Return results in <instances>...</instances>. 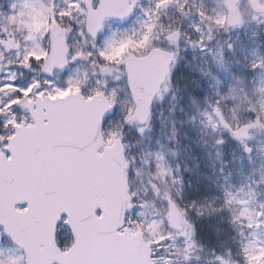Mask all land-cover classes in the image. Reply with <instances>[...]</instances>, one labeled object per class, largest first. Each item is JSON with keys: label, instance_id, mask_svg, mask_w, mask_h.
<instances>
[{"label": "snow or ice", "instance_id": "6c2138e0", "mask_svg": "<svg viewBox=\"0 0 264 264\" xmlns=\"http://www.w3.org/2000/svg\"><path fill=\"white\" fill-rule=\"evenodd\" d=\"M136 3L99 0L93 5L88 0L87 12L78 0H69L58 11L53 7L50 22L36 25L45 33L51 31V47L26 51L20 66L31 69L35 62L50 76L54 68L70 61L89 60L93 76L116 72L117 79L126 78L133 103L124 122L146 120L152 97L168 76L176 53L153 44L156 25L151 16L139 34L105 40L103 46L95 43L107 17L123 19ZM169 3L156 0L155 8ZM74 9L84 17L76 23L85 47L69 52L63 39L57 42V31H63L60 21L75 18ZM257 11L254 19L264 16V6ZM215 23L223 26L232 21L224 18ZM179 35L172 31L167 39L175 44ZM89 40L92 51L86 50ZM196 45L206 47L203 37ZM147 69L150 76L145 75ZM118 102L117 89H109L108 81L100 78L87 94L79 77H69L63 87L35 77L21 86L15 74L0 83V244L11 245L0 247V264H155L158 258L149 259L144 244L143 214L136 219L129 215L137 196L126 187L130 164L123 155L122 138L116 131L103 130L105 113ZM216 103L214 111L220 116V101ZM220 123L233 136L241 135L242 129L233 131L222 117ZM212 126L215 130L218 125ZM164 239L158 236L149 244L158 250ZM132 244L139 246V255L129 254ZM244 251L245 264L264 261V248L255 254Z\"/></svg>", "mask_w": 264, "mask_h": 264}, {"label": "rangeland", "instance_id": "374dc122", "mask_svg": "<svg viewBox=\"0 0 264 264\" xmlns=\"http://www.w3.org/2000/svg\"><path fill=\"white\" fill-rule=\"evenodd\" d=\"M258 1L264 4V0ZM220 2L221 0H179L177 3V0H170L166 7L156 10V0H144L133 16L130 28L131 34H139L151 16L156 25L154 40L160 32L168 31L179 23L183 35L175 45L174 51L181 50L176 53L178 58L175 66L179 65L184 54H197L204 60L201 68L196 71L205 83L209 82L214 95L206 90V100L189 103L193 114L198 117L195 128L190 134L178 130L173 142H177V148L193 144L191 149L198 150V163L190 166V170L200 167L202 173L199 177L214 190V198L217 199L210 205L214 211L222 210L225 215L224 219H218L219 223L227 222L230 225L231 258L227 264L236 263L238 256L241 258L240 264H245V249L249 254H255L260 248H264V215H260L264 213V41L260 38L264 35V22H261L264 21V16L254 19L258 15L250 10L247 0H242L238 5L242 16L241 25L226 31L228 29H225V24L220 26L215 23L217 19L226 18ZM179 5H183V8ZM184 9L191 14L182 22ZM145 11L149 15H145ZM153 12L156 13L155 16H152ZM2 14L3 8H0V33L5 29L0 40L9 42L11 47L6 51L0 43V83L6 82L7 76L15 74L16 83L26 86L34 77L37 78L40 65L33 62L31 69L24 68L20 66L21 59L26 51L45 46L47 48V41L41 42L36 37L41 35L42 38L44 32L36 25H43L46 19L43 17L40 20L42 14L31 0H6L4 20ZM159 19L166 23L163 28L157 25L160 23ZM201 37L206 45L203 50L196 45ZM113 38L112 34L106 40ZM97 45L103 46L100 42ZM222 53H228L230 60L226 62L222 57L216 58ZM93 71L94 67L89 60L78 59L70 61L69 66L58 72L53 81L63 87L69 77H79L83 83V91L87 94L96 86L97 78L107 80L109 89L115 87L118 95H121L119 101H123V104H116L113 112L125 117L129 107L126 102L128 93L125 78L117 79L116 72L105 77L93 76ZM44 79L48 78L40 80ZM156 100L157 113L170 104L169 115L176 114L178 99L171 90L169 80ZM217 101H220V116L214 111ZM221 117L232 130L242 124L250 125L247 137L235 138L228 128L222 126ZM213 124L218 125L215 130ZM140 128L144 129L143 133L138 131ZM150 130L149 124L142 126L127 123V132L132 131L137 136H143ZM218 140L223 142L218 143ZM148 145L146 152H137L131 145L132 152L127 154L131 192L137 196L136 205L129 215L136 219L138 214H143L140 218L145 223L143 235L148 243L158 236L165 237L158 250L157 246L150 244L153 254H156L154 257L158 258L155 262L160 260V264H177L178 259H184V244L195 241L185 213L181 228L170 226L167 218L168 200L176 202V186L183 183L182 170L176 165L175 154L178 151L168 149L158 139L152 149L150 142ZM148 223H153L151 229L147 228ZM190 236L191 240L188 239ZM195 243L197 244L196 241ZM0 247L11 245L0 244ZM195 255L198 256L199 252ZM253 264H264V261H253Z\"/></svg>", "mask_w": 264, "mask_h": 264}, {"label": "flooded vegetation", "instance_id": "af4514ba", "mask_svg": "<svg viewBox=\"0 0 264 264\" xmlns=\"http://www.w3.org/2000/svg\"><path fill=\"white\" fill-rule=\"evenodd\" d=\"M6 0H0V5H4ZM35 1V0H34ZM3 2V3H2ZM69 0H36V6H40L41 9L44 10L45 15L48 16L49 18H51L52 15V9L53 7L56 8V10H60L63 9L67 6ZM78 2L80 4L83 5L84 7V11L87 12L88 8L85 2H83L82 0H78ZM93 5H97L98 4V0H92L91 2ZM74 14H75V18L72 20H69L67 18H65L64 20L60 21V18L57 17L58 21H60V28L63 29L62 31V35H63V39L65 42V46L67 47L68 51L71 52L73 50H78L82 47H85V41L83 40V38L78 34V26L76 21L79 19H84L83 16L79 15V13L74 9ZM132 16H130L129 18H127L126 20H115V19H107L104 21V27L103 29L97 34V38L95 42H100L102 40V38L104 37V32H107L109 30H115L116 28H120L121 32L123 33V36H127V32L129 30V24L131 22ZM50 22V20H49ZM69 25H71V30H69ZM109 29V30H108ZM44 37H49L48 33L44 32ZM90 41V40H89ZM91 42V41H90ZM92 44V42H91ZM165 44L164 42H162L160 45L158 44L157 46H161ZM90 46L86 45V50L89 51ZM180 227V225H179ZM187 247V246H186ZM188 251L185 250L186 252H194L197 249H199V247L194 246V245H190L188 246ZM210 248V254H215V256L209 260L206 261L207 264H221V261L219 258H222L223 260V264L228 261V249L226 247V245L223 243L222 246L220 248L216 247V253L214 252L215 250H212L211 248H214L212 245L208 246ZM218 248V249H217ZM191 259V261H189ZM186 262L187 264H203L204 259L203 258H199V257H191V258H186ZM182 263V262H180Z\"/></svg>", "mask_w": 264, "mask_h": 264}, {"label": "water", "instance_id": "95a60500", "mask_svg": "<svg viewBox=\"0 0 264 264\" xmlns=\"http://www.w3.org/2000/svg\"><path fill=\"white\" fill-rule=\"evenodd\" d=\"M138 1H139V0H137V2H138ZM258 6H262V5H260L259 3H257L255 0H251V7H252V9H253L255 12H258V11H257ZM229 20L232 21V23L229 24L230 26H233V25H235V24H239V23H240V17H239V15H238V13H237V10H236V7H235V3H232V4H230V6H229ZM61 39H62V38H61V35H60V34H57V42H58V43H59V41H60ZM51 44H52V41H51ZM66 64H67V63H66ZM66 64H65V65H66ZM59 68H60V67H59ZM41 72L44 73V74H47V75H48V73L44 72L42 69H41ZM145 75H146V76H150V75H151V69H147L146 72H145ZM163 80H164V79H163ZM163 80H162V81H163ZM162 81L159 83L158 88H159L160 84L162 83ZM153 97H154V96H153ZM153 97H152V98H153ZM148 114H149V113H148ZM146 120H147V119H146ZM146 120H144V121H139V120H138V121H139L140 123L144 124V123L146 122ZM239 129H242V133H241L240 136H244L246 130L248 129V126H247V127H246V126H242V127H240ZM123 155H124V153H123ZM126 187H127V179H126ZM127 188H128V187H127ZM169 216H170V221H171V222L175 221V220L179 217V211H178L177 207H176L173 203L170 204V208H169ZM144 244H145V246L149 249V252H151V251H150V246H149L148 244H146L145 242H144ZM128 251H129V254H131V255H139V254H140V248H139V246L136 245V244H132V245H130ZM149 259H150V255H149Z\"/></svg>", "mask_w": 264, "mask_h": 264}, {"label": "trees", "instance_id": "16d2710c", "mask_svg": "<svg viewBox=\"0 0 264 264\" xmlns=\"http://www.w3.org/2000/svg\"><path fill=\"white\" fill-rule=\"evenodd\" d=\"M106 122V121H105ZM155 127V126H154Z\"/></svg>", "mask_w": 264, "mask_h": 264}]
</instances>
